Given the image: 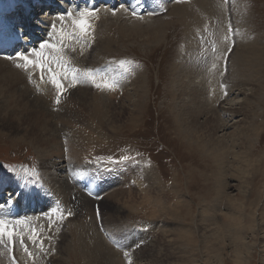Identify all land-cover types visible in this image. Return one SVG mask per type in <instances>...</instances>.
Wrapping results in <instances>:
<instances>
[{
  "label": "rangeland",
  "instance_id": "374dc122",
  "mask_svg": "<svg viewBox=\"0 0 264 264\" xmlns=\"http://www.w3.org/2000/svg\"><path fill=\"white\" fill-rule=\"evenodd\" d=\"M5 1L0 0V4H8V0ZM154 2L161 4L158 10H153ZM72 4L65 3L70 7ZM182 5H186L182 13H175L173 9L178 7L180 11ZM123 6L128 14L117 19L107 17L104 25L94 24L87 35L76 30L79 37L76 41L68 36L75 30L70 19L65 16L63 25L58 20L60 10L47 17L44 8L30 23L22 24L28 33V25L35 27L42 21L52 22L54 15V21L61 24L64 33L55 36V41L62 40L64 44L68 41L69 49L81 47L83 50V55H73L71 51L65 54L62 50L56 53L59 46L39 49V41L35 44L39 54L31 52L29 55L37 65L45 67L48 63L55 67L57 59L68 62L66 70L56 69L57 78L67 76L59 104L55 102L57 90L49 84L51 78L46 73L44 82L28 80L25 87L20 85L25 95H30L27 98L32 99L31 112L20 109V123L15 121V111L10 117L6 115L11 110L10 97L0 94V169L11 176L22 175L35 185L40 180L47 188L46 195L50 191L47 205H51V210L56 207L55 202L61 201L74 214L71 219L66 216L61 226L55 225L53 216L47 220L53 224L49 230L45 226L43 245L47 246L41 248L45 254L40 264L54 261L49 252L55 246L61 248V255L64 253L63 260H59L63 262L57 264H104L101 259L104 252L97 244L116 253L122 264H264V0H146V4L136 6V13L130 6ZM85 9H89L88 6L79 9L75 4V9L69 10L74 14L72 19L78 18L79 10ZM106 9L114 16L120 7L106 6ZM146 9H152L153 13L137 14ZM136 23L142 24L136 26ZM49 27L43 26L42 30H46L43 33ZM124 35H127L125 41ZM44 37L46 40L47 36ZM37 38L41 40L43 36ZM104 39L109 40V44L102 46V53L95 54L100 48L95 47L94 41L99 44ZM55 41H51L52 44ZM86 42H89L88 48H85ZM187 45L196 46L200 53L206 52L207 57L211 56L210 51L215 53L214 85L230 86L233 101L229 102L232 112H218L222 121L228 123L225 132L218 135V129L214 130L216 122L210 116L213 125L205 123L206 118L193 120L191 113L185 117L189 120L188 124L184 123L186 127L200 135L198 141L197 135L189 137L181 132L176 120L183 102V98L181 101L176 97L173 84L177 63L185 61L203 75L207 73L199 55L182 57ZM121 60L132 62L126 65L130 71L123 78L119 75ZM21 62L23 69L16 64L15 67L3 66L0 75L5 69L17 74L18 69L24 71L29 65ZM72 68L79 69L81 74L87 69L111 70L119 87L110 91L93 89L90 81H84L83 84L78 82L79 88H76L68 77L72 76ZM32 71L41 77L37 67ZM96 79L98 82L101 77L98 75ZM205 82L208 85V77ZM22 94L20 98L25 96ZM101 94L107 99L111 97L106 109L100 100ZM39 98L48 105L46 116L38 113L42 126L40 118L33 116L40 108ZM222 100L221 97L217 106H221ZM247 101L251 102V109L243 106ZM108 114L110 121H105ZM47 121L56 133L42 131ZM219 136H224V145L215 144ZM71 150L77 152L78 159H74L73 152L69 153ZM49 159L55 165L48 170L44 165ZM126 165L132 168H121ZM111 166L122 173L141 174L137 180L139 187L135 185L136 180H129L125 174L124 186L110 182V187L101 190L109 177H118L117 173L110 172ZM86 170L98 177L92 181L102 191L97 198L89 196L87 191L83 194L86 187L79 181ZM93 170L96 171L92 173ZM96 172H100V176H95ZM70 177L74 178V186L78 185V192L73 191L68 181ZM35 187L37 196L40 188ZM149 187L153 189L152 198L158 197L154 203L157 208L142 202L144 194L138 196L134 207L127 200L116 202L112 198L119 191ZM41 195L45 196L42 192ZM60 210H64L63 207ZM38 231L34 230L36 236ZM95 238L100 243H96ZM86 242H90L87 258L83 248ZM30 246L37 247L33 243Z\"/></svg>",
  "mask_w": 264,
  "mask_h": 264
},
{
  "label": "bare ground",
  "instance_id": "6f19581e",
  "mask_svg": "<svg viewBox=\"0 0 264 264\" xmlns=\"http://www.w3.org/2000/svg\"><path fill=\"white\" fill-rule=\"evenodd\" d=\"M17 1L18 0H8V4H6L4 6L0 4V14H1V12H4L7 9V7H10L8 10L12 11L13 10V7L14 6H17V5H15V4H17ZM37 1L38 0H33L31 3H35ZM50 1L53 4V6H55V9L52 12H50L49 14H52L58 8H60L61 10L63 9L64 11H69V10H74L75 9V6L74 5L72 7L66 6L65 5L66 1L64 3L63 0H60V1H62V4L57 3L56 2L57 0H50ZM126 2L130 5V8L132 9V12H135V13H136V6L137 5H139V4H146V0H143L142 2H140V1L137 2V0H126ZM77 3H78V5H77L78 8L81 9L82 6L80 7V3L79 2H77ZM219 3L221 5H223L222 2H219ZM101 4H104V5H101ZM106 4H110L111 5V8H114V6L118 5L119 3L117 4V2L114 1V0H98V1H96L93 4H90L88 6L89 9H91V7H97V10H98V11H96V13H95L94 16L88 18L90 20L92 26L94 24H97V23H99L101 25H104L105 24L104 22L106 21L107 17L117 19L120 16H122L124 13L125 14H128V12L125 11V8L124 7H121L117 12H115V15H114L115 17H114L111 14V11H108L106 9ZM29 5H30L29 9H31L32 13L29 14V12H31V11H27V14L29 16L28 17H25L26 23H30V19L32 17H35L37 15V13L39 12V10H41L38 6H31L30 3H29ZM25 6H27V5H25ZM160 6H161L160 3L154 2V4L152 5V8H153V10H158L160 8ZM185 7H186V5H182V8H181L180 11H179L178 7H175L173 10H174L175 13L179 14L180 12L182 13V11L185 9ZM108 9H110V8H108ZM151 10H147L146 9V11H138L137 14H139V16H140V15H143L145 13H153ZM48 12H49V10H48ZM224 13H225V11H224ZM225 15H226V13H225ZM127 20L129 21V17H127ZM1 21H2V18H1V15H0V29L2 27ZM55 21H57V20H55ZM55 21L53 19H52V22L51 21H49V22L48 21H42V24H39V26H35V27H31V26L28 25L26 30H28V34L30 36V39L32 38L31 34L34 37L35 36L38 37L36 35L37 34L36 33V30L43 31L42 30V27L43 26H46V27L51 26V24L53 22H55ZM55 23H56V28H57L56 31H53L51 29V27L45 28V29H47V32L45 33V35L47 36L46 40L49 39V34L50 33H51V41H55L54 37L55 36H59V34H62L63 33V31H60L61 24H59L57 22H55ZM140 24H142V23H136L135 25L136 26H140ZM95 33L97 34V29H96V32ZM130 35H131V37H134L133 34H130ZM68 36L71 37L70 35H68ZM121 37H122V35H121ZM124 39L125 40L127 39V35H124L123 36V40ZM7 40L8 41H11V40H13V37H8ZM31 40L33 42V39H31ZM14 42L22 44L24 46V48H22V52L23 51H26L25 53H27L28 56L31 54V52H33V53L36 52L34 50H37L36 47H38V45H35L37 43H35V44L33 43V45H35L33 47L32 45H29L28 42H26L24 40L19 41V38H14ZM34 42H39V41H36L35 40ZM57 42L58 41L56 39V41L53 44H57ZM67 43H68V41L65 42V45ZM94 44H96L95 47L100 48V49H98L99 51L98 50L95 51V54H100V53H102V46L103 45H108L109 44V40H105L104 39V40L100 41L99 44H98L97 41H94ZM190 45H193V44H190ZM88 46H89V42H86V47L85 48H88ZM74 49H77V50L76 51L75 50L74 51H71V53L73 55L78 54V53L80 55H83V50L81 49V47L74 48ZM0 50L1 51H3V50L7 51V49L4 48V44L3 43L1 45V49ZM60 51L61 50L55 51V52L56 53H60ZM8 52H11V54L10 53H7L6 54V55H8L7 57H9V56L10 57H14L15 54H16V52L12 54V50H8ZM89 53H90V51H89ZM209 53H210L211 56L210 57H207V55H205L206 52L205 53H200L199 52V49L196 48V46L189 48V46L187 45V52L182 56V57L186 58V57L192 56V55H199L200 58L203 60L204 64L206 65V67H207V73L205 75H203L202 73H200L195 67L189 66L185 61L178 62L177 65H176V67L174 68L175 73H174V78H173V84L175 85V88H176V97H179L180 100L183 98V102L180 103L181 106H180L179 111L177 112L176 120L181 125L180 126L181 132L183 131V133L185 135L189 136V137L196 136L197 135L196 136L197 137V139H196L197 141L200 139V135L194 134L193 133L194 130L192 131V128L191 127L190 128H187L186 127L185 124L186 123L187 124L189 123V120H187L185 118L186 116H188V115L191 116V114H192L193 116H191V118H193V120H195L196 118L199 119V117L201 119H205L206 118L205 119V123H207V124H210L213 121L216 122V127L214 126L215 127L214 130L217 131V129H218V131H217V135H218L219 132L220 133H222L223 131L225 132V130L227 128V124H228L227 122L222 121L223 119H221V116H220V114L218 112H221V111H224V110L226 112H228V113H230V110L232 112V107H229L230 106L229 105V102L231 101L230 100L229 92H230V88L231 87L230 86H225L224 88H221L219 86H215L214 85V83H215V71H214V69L217 67V61L214 60L215 59V53L213 54L212 51H210ZM65 57H68V56L65 55ZM70 58L72 60L75 59V58H72V57H70ZM7 60H9L11 63L8 62ZM213 61H214V65H213ZM12 63H14V64H12ZM21 63H22L21 60L6 58V60L5 59L4 60H0V67L1 68H4L3 66H5V67L6 66L7 67H13L15 64L16 65H18V64L22 65ZM18 68L23 69L22 67H18ZM32 69H35V67L33 65H29L28 67L24 68V71L18 69V72H19L20 75L17 74V73H15L11 69H8V70L5 69L4 74H1L0 75V94L3 95V93H5L6 94L5 97H7V98L10 97L9 107L11 108V110L7 111V114L6 115H8V117H10L12 115L13 111H15V113H17V118H15L16 119L15 121L18 122V123L21 122V120H20V122L18 121L19 114H20V109H21L22 112H25L26 110H28V111L30 110V112H31V108L29 107V103L32 100V99L29 100L27 98L30 95H27L26 96L25 95L26 94L25 93L26 91L24 89H22V88L20 89V87L22 85L24 86L25 83H26L25 81H28V80H31V82H33V83H40L41 80H42L39 75L35 74V72L33 73ZM68 77H70V79L72 80V76L69 75ZM206 77L209 78L208 85L205 84V83H207V82H205ZM49 84L52 87H54L53 84H51V83H49ZM76 84H75V86H76ZM82 84H83V82H82ZM89 84H91V82H89ZM118 85H119V83H118ZM92 86H93V84H92ZM221 86H223V85H221ZM118 87L119 86H117L115 88H118ZM76 88H79V87L76 86ZM93 89H96V87L93 86ZM222 90H224L225 92H223ZM21 93H23L25 95L23 98H20V94ZM252 96H254V94ZM221 97L223 98L222 103L220 104L221 106H217L218 105V100ZM254 97H256V96H254ZM186 99H188V100L186 101ZM14 100L17 101V102H15V104H13V102H12ZM100 100L104 104L103 107L106 109L108 107V105H110L109 102L111 100V97L107 99L104 95L101 94L100 95ZM38 102H39L38 104L40 105V108L39 109L37 108L38 110H35L36 114H33V116L39 117L40 116L38 114L39 112L41 113L42 116H46L45 114H46V111L48 110V105L42 99H40V98H39ZM231 102H233V101H231ZM247 102L248 103L244 102L246 104L243 105V106L244 107H248L249 106V109H251V107H250V106H252L251 102H249V101H247ZM224 103H226V104H224ZM225 105L228 106V107H225ZM218 107H220V108H218ZM2 113H3V111H2ZM3 114H1V115H3ZM225 114H227V113H225ZM4 116H5V114H4ZM208 116H210L209 118L213 119V121L212 120H209ZM215 117L217 118L216 119L217 121L214 120ZM104 119H105V121H110V114H108V117H106V118L104 117ZM185 121H186V123H185ZM39 122H41L40 125L42 126L43 123H42L41 118L39 119ZM218 122L219 123L221 122L222 124L218 126L217 125ZM45 125H46L45 128L42 127V131L47 132V130H48V132H54V133H56L55 132L56 129L54 127H51L50 125H48V121H47V123ZM47 125H48V127H47ZM212 125H213V123H212ZM217 126H218V128H217ZM55 127H57V124H56ZM195 132H196V130H195ZM220 137L222 138L221 140L219 139ZM54 138H55V141H56V136ZM219 138H217V142H215V144L216 145H220V144H223L224 145L225 144L224 136H219ZM193 140H195V139H193ZM47 142H49V140ZM59 142H60V140H59ZM87 146H88V144H87ZM80 147H81V145H80ZM73 149H75V148H73ZM73 151L71 150V152H69V153L71 154ZM215 151L216 150H214V152ZM72 154H73V157L75 156L74 157V159H75L77 157L76 156L77 155V152H73ZM79 154L81 155L82 153H79ZM214 154H217V153L215 152ZM78 158L79 157H77V159ZM68 163H71V162L69 161ZM51 165H55V163L53 164V162L50 161V159H49V160H47V162L45 163L44 166H45V168H48V170H49V169H51V168H49ZM139 165L137 166L138 169L140 167ZM54 168H55V166L52 169H54ZM121 168L127 170L128 168H132V166L126 165V168H124V166L121 167ZM110 171L117 173L118 174V177L117 178L109 177V179H108L107 183L105 184V186L100 187L101 190L104 187H106L105 189H107L108 187H110V186H108V184L110 182H111V184L113 183V184H116V185L119 184V186H124L126 184V182H127L126 176L128 177L129 180L131 178L134 179V180H136L135 181V185H136V187H139V182L137 180H139L141 174H139L138 176H135L134 175V172L125 173L126 172L125 171L124 173H122L119 170H117V167H115V166H111ZM143 171L144 172H147V169H144L143 168ZM6 174L7 173H5L3 170L0 169V199H1V197H3V194L5 193V190L7 188H9L10 190H13L15 193H13V195L10 197V199L7 200V202L5 203V205H0V206H2V207H0V218H6L8 221H10L12 223H14L17 220L21 221V223L20 224H16L15 227H16L17 235L23 237V239H24V245L22 246L20 244L19 240H17V242H16V244H15L14 247L5 248L4 246L0 245V264H40V259L45 254V251L43 249H41V248H45L47 246V245L46 246L43 245V242L46 240V238L43 236L44 233H45V231H46L45 226L49 227L48 228V230H49L50 227L53 224L52 222H47V220L49 218L51 219L52 216H53L54 219H56L55 220V225H57V223H58V225L61 226L60 222H65L67 215L64 216L65 219L64 218L61 219L60 218V212L59 213H55L53 211V209L57 208V202L58 201L55 202V200H51L52 202H55L56 203L55 204L56 207L53 208L52 210H51V205H50V207L47 205L48 201H50L49 200L50 199V191L48 193L49 195H46L45 192L47 191V188L44 187L43 183H41L40 180H39V182L36 183V185L39 186L40 190L38 191L37 196H35V189H36L35 186L36 185L33 182H30L29 180H27L26 177H24L22 175H18L17 174L15 176H10V175H6ZM125 174H126V176H125ZM22 177H23V179H22ZM56 178H58V177H56ZM68 181L71 184V187L73 188V191L76 190L75 192H78V190H77V188H78L77 186L78 185L77 186H74L75 185L74 178L73 177H70L68 179ZM97 184L99 185V182ZM150 188L151 187H149L148 189H145V190L139 189V190L119 191L112 198H114V200H116V202H122V201L124 202V201L127 200L128 204H130L132 207H134V206H137L138 196L144 194L143 199L145 201H142V202L145 203V204L147 203V205L149 204V206L151 204H153L156 207L157 205H155L154 203L158 200V197L157 196H154L152 198V194H153L152 190L153 189H150ZM18 192H19V194H18ZM41 192L44 193L45 196H42L41 195ZM83 194L85 195V192H83ZM45 198L46 199L49 198V199L46 200ZM132 201H135L136 204L134 205L133 203H131ZM61 206L64 209L61 212H64V213L68 212L67 207L62 202H61ZM163 208L165 209V207H163ZM51 211H52V213H51ZM177 212H178V210H177ZM4 213H6V214H4ZM72 215H74V214H72ZM31 216L35 217L36 219L32 218ZM71 218L72 217L70 215V219ZM13 220H14V222H13ZM82 221L83 220H81V222ZM11 226H12V224L10 223V227ZM89 228H90V226H89ZM36 229L39 230L38 231V234H37V236L39 235V237H37L34 234V230H36ZM59 230H60V227H59ZM91 231H93V230H91ZM47 232H49V231H47ZM83 233L85 234V232H83ZM85 236H88V235L85 234ZM95 236H96V234H95ZM88 238H89V236H88ZM91 239H93V238H91ZM91 239H88V240H91ZM95 239H96L95 240L96 243H100V241H99L98 238H95ZM30 243L36 244L37 247L36 246H32L31 247L30 246ZM24 247H27L28 252H26L24 250ZM96 247L101 248V250H103V252H104L103 253L104 254L103 258H101L100 256L96 255V256L100 257L101 259H103L104 264H122V261L120 260L119 256L116 253H114L113 251H109V249L106 248L105 246H103V244H99V245L97 244ZM83 248L86 251L85 257L87 258L88 253L90 252V242H86L83 245ZM29 252L31 253V255L28 254ZM100 252L102 253V251H100ZM61 253H62L61 252V248L55 246L49 252V256H53L54 261L53 262H48L46 264H57L58 262H63V261H59L60 259H62L61 258V257H63L62 255H64V253L62 255H61ZM97 253H99V252H97ZM91 256L93 257V255H91ZM157 259H158V257H157Z\"/></svg>",
  "mask_w": 264,
  "mask_h": 264
},
{
  "label": "snow or ice",
  "instance_id": "6c2138e0",
  "mask_svg": "<svg viewBox=\"0 0 264 264\" xmlns=\"http://www.w3.org/2000/svg\"><path fill=\"white\" fill-rule=\"evenodd\" d=\"M97 9H85V10H80L77 13L78 18L72 19L73 18V12L68 11L64 14H61L58 16V20L61 22V24H64L65 21V16H67L70 21L72 26L74 27V31L71 32L69 35L71 36V39L73 41H76L79 37L76 34V30H78L81 34L87 35L90 31H92V25L90 20L88 19L89 17H92L95 15ZM135 14V13H133ZM51 29L53 31H56V23L51 24ZM60 31H63V27H61ZM229 32H232L231 26H229ZM227 39V37H225ZM59 46V49L62 50L65 54L68 51H74V48L69 49L63 41H58L57 44H52L51 43V33L49 34V39L41 42L39 45V49H44V48H49V49H55ZM39 49L34 50L39 54ZM9 59H18L21 61L25 62V65H33L34 67H38L40 72H41V79L44 78L43 74L45 72L48 73L49 77L51 78L50 82L53 84L54 88L57 90V99H56V104H59L60 101V96L63 94V89H64V84L63 81L67 79L66 75H61L57 78V72L56 69L59 68L62 71L66 70V65L67 62H62L60 59H57L55 61V67H53V64L49 63L47 67H45L43 64L37 65L36 62L32 59L29 58L28 54L25 52H17L14 57H6ZM131 61H124L121 60L119 61V68L120 72L119 75L120 77H125L129 71L130 67H126V65L130 66ZM24 65L18 64L17 67H23ZM27 70V69H26ZM72 74V84L75 85L77 82H84V81H90L94 87H96L99 90H114L115 87L118 86V82L115 76L111 75V70L106 71V72H100L98 70H92V69H87L84 70L83 73L81 74V71L79 69L72 68L71 70ZM100 76L101 79L99 82H97L96 77ZM2 207V206H0ZM54 212H60V218L63 219L65 215L70 216L72 213L70 211L64 213L61 212L59 209H53ZM10 223L12 226L10 227ZM21 221L17 220L14 223L8 221L6 218H0V245L4 246L5 248L8 247H14L17 240H19L20 244L23 246L24 245V239L22 236H18L16 232V224H20ZM24 250L27 252L28 249L27 247H24ZM31 255V253H28Z\"/></svg>",
  "mask_w": 264,
  "mask_h": 264
}]
</instances>
